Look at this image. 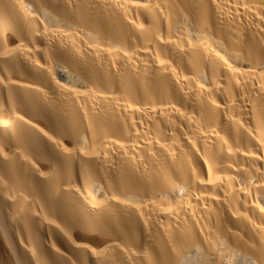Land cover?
Masks as SVG:
<instances>
[{"label": "bare ground", "instance_id": "6f19581e", "mask_svg": "<svg viewBox=\"0 0 264 264\" xmlns=\"http://www.w3.org/2000/svg\"><path fill=\"white\" fill-rule=\"evenodd\" d=\"M0 264H264V0H0Z\"/></svg>", "mask_w": 264, "mask_h": 264}]
</instances>
